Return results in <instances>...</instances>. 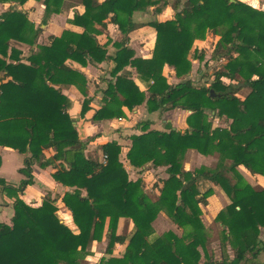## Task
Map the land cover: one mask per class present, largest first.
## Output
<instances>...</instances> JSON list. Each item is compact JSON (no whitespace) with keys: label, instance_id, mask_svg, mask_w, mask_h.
<instances>
[{"label":"trees","instance_id":"trees-1","mask_svg":"<svg viewBox=\"0 0 264 264\" xmlns=\"http://www.w3.org/2000/svg\"><path fill=\"white\" fill-rule=\"evenodd\" d=\"M28 1L0 0L9 4L0 14V147L24 156L17 170L24 179L17 188L0 178L1 192L14 198L10 223H0V264H81L92 242L101 240L105 225L104 253L127 242L121 264H256L264 253L259 239L264 189H254L238 176L233 183L228 174L243 168L251 176L264 177V11L240 0H81L84 12H74L69 23L83 32L65 30L32 49L41 29L34 28L26 12L12 9V4ZM63 2L43 0L41 25L63 11ZM168 7L174 12L171 19L142 24L133 20L137 12L151 8L158 16ZM109 24L121 34L112 56L95 38L96 27ZM145 26L155 31L152 72L141 69V60L128 47L129 33ZM207 34L218 37L212 55L221 63L208 87L189 80L169 82L163 68H172L176 78L187 75L192 44ZM19 45L28 46L27 55ZM67 61L80 67L109 63L111 80L94 121L125 118L123 109L132 112L141 105L149 114L190 112L183 131L168 124L165 131L151 130V122L143 121L137 124L140 133L129 138L125 156L131 168H165L166 177L152 186L156 200L148 197L142 179H129L116 142L101 146L103 163L86 158L87 143L79 139L62 88L75 86L81 93L83 117L89 111L87 79L80 70L64 67ZM129 68L145 91L139 90ZM242 89L248 90L244 98L238 96ZM206 111L226 125L212 128ZM46 150L52 156L46 157ZM187 150L203 156L218 153L230 163L219 169L183 170ZM34 164L50 167L55 182L73 189L61 202L77 233L58 218L56 200L49 195L38 207L19 198L34 183ZM210 184L219 186L229 200L215 217L221 226L220 261L205 253L208 236L200 221V206H207L213 194ZM160 212L183 229L182 236L171 231L154 235L152 223ZM120 218L133 225L127 236L116 234Z\"/></svg>","mask_w":264,"mask_h":264},{"label":"crops","instance_id":"crops-1","mask_svg":"<svg viewBox=\"0 0 264 264\" xmlns=\"http://www.w3.org/2000/svg\"><path fill=\"white\" fill-rule=\"evenodd\" d=\"M98 1H102V0H98ZM42 2L43 0H39V1L29 0L23 6L18 7L19 8L18 10H22L27 13V18L34 25V28L39 27L41 29V33L37 37L36 43L32 47V49H34L37 44L39 45L47 44L49 36L60 37L63 31L65 30H69L71 32H75L78 34L83 32L82 28L71 25L69 23V21L72 20L73 18L74 12H77L80 15L84 12V7L82 6V3H80L78 6H73L71 8V12L69 13V16H67L68 20L64 22L60 20L62 19L63 16L62 13L64 12V4H63V11L60 14L51 15L46 25H41V21H42L41 17L43 16L44 13V6ZM12 6H14V4H12ZM3 7L4 9L8 8L7 5H3ZM168 8L171 10L170 7ZM167 9H165L163 13L166 12ZM149 10L152 9L150 8ZM162 14L158 15L157 17L162 18L163 16ZM135 15L136 14H134L133 17L134 22L138 24H142L141 21L137 20ZM158 21H163V20L159 19ZM96 29L99 31V33L95 37L97 43L100 46L105 47L107 55L109 56L114 55V53L117 50L116 44L119 43L121 40L120 32L116 29L114 25L111 24L107 25L105 29H101L99 26L96 27ZM144 31L145 28L142 27L132 31L128 35V39H129L128 47L134 51L135 58L145 59L146 57H148V53L151 54L150 50H152L154 47V45L151 46L146 53H144V50H142L140 44L142 43V37H143L142 35ZM43 39H45V42H43ZM25 47H26L25 45L17 46V48L22 51L24 56L27 55L29 49L28 48L26 52ZM64 67L80 70L82 73L85 74L87 79L86 99L88 100L89 111L83 117L80 116V112H81L82 101L84 98L81 95V93L78 91V89L75 86L63 87L62 93L70 101L68 114L70 115L71 119L74 121V126L78 130L79 139L84 142L86 141L87 143L84 154L87 159L95 163H99V164L103 163L104 159H103V152L101 146L108 142H116L118 145H120L122 150L124 151L123 155L125 156L128 148L131 145L130 140L129 139L126 140V138L128 136L130 137L132 135H138L140 133V131L139 133H133L135 132L134 129L136 128V125L139 124L140 122L143 121L151 122L153 117H157V118L159 117L163 119L162 122L167 124L169 123L173 124L174 122L170 118L172 115L175 116L181 113L182 115L184 114L185 117L187 118V116L190 114V112H185L181 110H172L164 113L155 112L149 114L146 110V106L141 105L132 112H128L126 109H123L125 111V114L127 115L131 114V116L128 115V118L125 117L122 119L104 120L99 122L94 121L93 115L95 111L98 110L102 105V98H103L102 92L106 89L107 83L111 80L108 73L109 63L106 62L94 66L87 65L86 67H80L75 62L67 61L64 64ZM127 72L132 73V79L134 80L135 84L138 86L139 90L145 91L144 85L141 84L139 80L136 78L134 69L129 68L127 69ZM163 115H165L167 118L162 117ZM183 118L180 119L181 122L179 123L180 124L179 127L182 129H175L176 127H173L172 129L182 130V131L185 130L187 127H186V122L184 121ZM150 129L159 131L155 129V125L153 127L152 122L150 125ZM127 132H132V133L124 136ZM44 154L46 157H50L52 156V151L46 150ZM197 155L199 159L205 157L203 155H199V154ZM205 158H209V157H205ZM23 159L24 156L17 153L16 151L10 148L0 147V160H1L0 178L3 179L7 185L17 188L21 180L24 179V177L17 172V170L23 166ZM241 169L243 168H237L236 174L243 176ZM9 172L14 174V178L10 177L9 179L8 177ZM52 172L53 170L50 167L42 169L38 164H34L32 167V175H33L34 183L33 185L28 186L22 192V194H19V198L28 205H31L33 207H38L41 205L45 196L47 194H50V197L52 199L55 200L57 199L55 206L57 208L58 218L74 233H77V229L72 221L70 212L65 208V206L61 202L62 196L66 192H72L73 189L64 187L61 184L55 182L51 177ZM231 174L232 173L228 174L230 178H231ZM247 177L248 179H246V183L251 185L254 189L257 190L264 189V177L251 176L249 173ZM210 186L212 187L213 190V194H212L213 198L217 197L220 199V202L222 201V203H219L220 204L219 209L215 214L217 215L221 209L223 210L229 204V200L227 199L226 195L223 193V191L219 186H215L213 184H210ZM218 194L220 195L218 196ZM209 200L207 199L208 206L210 205ZM13 201H14L13 197L6 196L0 190V223H5V224L10 223V219L12 218L14 213ZM132 227L133 225L130 220L125 218H120L117 223L116 234L127 236L132 232ZM153 231L155 236H162L164 234L162 231L161 232L156 231L154 227H153ZM172 233L175 234L174 232ZM105 234H106V225L101 240L92 242L90 250L85 256H83L81 260V264H121L122 263L123 261L122 252L124 251L127 242L123 245H116L114 251L111 254H106L104 253L107 244ZM175 235L178 236L177 234ZM259 239L261 242H264V228H260ZM254 262L256 264H264V253L259 254L257 258L254 260Z\"/></svg>","mask_w":264,"mask_h":264},{"label":"rangeland","instance_id":"rangeland-1","mask_svg":"<svg viewBox=\"0 0 264 264\" xmlns=\"http://www.w3.org/2000/svg\"><path fill=\"white\" fill-rule=\"evenodd\" d=\"M249 4L251 7H254L258 10L264 11V0H241ZM43 3V2H42ZM81 3V0H64V12L62 13V19L61 21H66L67 16H69V13L71 12V8L73 6H78ZM3 5H9V4H2L0 3V14L2 11L6 10L4 9ZM20 6H15V8H18ZM14 8V9H15ZM19 9V8H18ZM136 18L138 21H141L142 23H147L154 20H168L171 19L174 16L173 10L167 9L166 12H164L162 15V18H158L155 16L151 10H147L144 13L137 12L135 13ZM42 19V17H41ZM57 20V19H56ZM59 22V21H56ZM145 31L143 33L142 37V43L140 46L142 47V50H144V53H146L151 46L155 43V31L149 26H145ZM218 37H212V34H207L204 40H195L192 44L191 51L189 53L188 59L190 61V69L187 73V75L182 76L181 78H176L174 74V71L170 67H165L162 71L163 75L167 76L169 81L173 84L178 82H184L186 80H189L193 83L194 86L206 89L208 85L211 82V76L214 74V72L221 67V63L214 59L213 57V50L214 45L217 42ZM43 42H45V39H43ZM26 46V45H25ZM28 46L25 47V51L27 52ZM153 50V49H152ZM152 50H150L151 54L148 53V57L145 59H140L141 63V69L147 72L153 71V59H152ZM225 84H228V80H223ZM248 94L247 89H242L238 92V96L241 98H244ZM177 114V113H176ZM131 116V114H128ZM128 115L125 114V117L128 118ZM184 116V118H183ZM207 120L211 123L212 128L214 127H221L225 126L226 122L224 123L222 119L213 117L212 113L210 111H206ZM162 117L167 118L165 115ZM177 117V119H176ZM172 121L174 122L169 123L171 128L176 127L175 129H182L180 128V119L183 118L186 122L185 115L179 113V115H172L170 117ZM162 118L153 117L152 119V125L155 129L159 131H164L167 129V123L162 122ZM182 126V124H181ZM187 127V124H186ZM135 132L133 133H139V128L136 125V128L134 129ZM137 131V132H136ZM132 132H127L124 136L127 134H131ZM130 137L128 136L126 140H128ZM124 149V148H123ZM123 150L121 151V154L119 156L120 161L122 162L123 166L125 167L128 177L130 180L135 181L137 179H142L144 182V189L147 193L148 197L154 201L157 199V192L152 187L153 184L157 183L159 180L166 177L165 175V168L161 167L158 169H153L151 167L147 166V169L139 171L136 169H133L130 167L126 160V156L123 155ZM197 153L194 150H187L185 152V155L182 160V168L183 170H194L199 168H208V169H219L224 164H229V160H223L221 156L218 153H215L213 155L205 156L209 158H201L199 159ZM126 155V154H125ZM201 155V154H199ZM242 175L234 174V172L231 174L232 182H237L238 177L241 178L243 182H246V179H248V173L244 169H241ZM10 174V175H9ZM8 177L14 178V174L9 172ZM238 176V177H236ZM244 177V178H243ZM202 189L206 186L203 184L201 185ZM37 189V188H36ZM223 194V193H222ZM50 196V194H47ZM220 194H218L219 196ZM211 198V199H210ZM210 199V200H209ZM57 200V199H56ZM210 201V205L208 206H200L201 215H200V221L203 225V227L206 230L208 241L205 244V253L208 257H211L215 261H219L221 259V249H220V239H221V227L220 225L215 221L216 213L219 209V198H213V195L208 198ZM223 205V204H222ZM222 210V209H221ZM220 210V211H221ZM154 229L158 232L165 233L166 231H172L175 234L178 235V237L182 236L183 229L178 228L166 215L165 213L160 212L154 222L152 223ZM201 251V262L204 260V253ZM230 252V251H229ZM110 257V256H109Z\"/></svg>","mask_w":264,"mask_h":264},{"label":"water","instance_id":"water-1","mask_svg":"<svg viewBox=\"0 0 264 264\" xmlns=\"http://www.w3.org/2000/svg\"><path fill=\"white\" fill-rule=\"evenodd\" d=\"M12 9H14V6H12Z\"/></svg>","mask_w":264,"mask_h":264},{"label":"built area","instance_id":"built-area-1","mask_svg":"<svg viewBox=\"0 0 264 264\" xmlns=\"http://www.w3.org/2000/svg\"><path fill=\"white\" fill-rule=\"evenodd\" d=\"M103 159H104V157H103Z\"/></svg>","mask_w":264,"mask_h":264}]
</instances>
